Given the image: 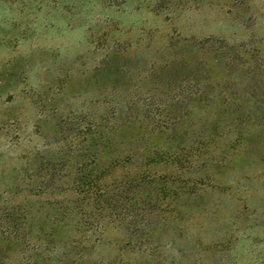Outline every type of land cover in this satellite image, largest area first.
Masks as SVG:
<instances>
[{
    "label": "rangeland",
    "instance_id": "obj_1",
    "mask_svg": "<svg viewBox=\"0 0 264 264\" xmlns=\"http://www.w3.org/2000/svg\"><path fill=\"white\" fill-rule=\"evenodd\" d=\"M215 57L233 61V69ZM173 61V71L188 72L171 93L210 75L202 84L217 85L198 94L214 93L218 102L190 117L194 147L210 138L192 163L155 167L172 173L182 193L176 218L156 236L177 242L165 250L178 260L264 264V0H0V264H48L31 247L54 197L35 188L44 181L38 167L57 160L54 172L64 175L61 155L78 145L77 127L115 102L127 111V102L139 99L134 111L142 115L145 100L155 113L169 96L161 70ZM247 91L243 105L251 111L224 112L220 99ZM147 126L120 133L135 147ZM152 142L163 144L165 136ZM109 226L97 258L114 257V242L126 237L122 227Z\"/></svg>",
    "mask_w": 264,
    "mask_h": 264
},
{
    "label": "trees",
    "instance_id": "obj_2",
    "mask_svg": "<svg viewBox=\"0 0 264 264\" xmlns=\"http://www.w3.org/2000/svg\"><path fill=\"white\" fill-rule=\"evenodd\" d=\"M215 59L218 66L224 63L225 69H233V61H224L220 57ZM180 61H183L182 55ZM176 67V61H173L161 70L164 81H160V85L169 87V96L158 103L159 109L155 113L150 111L151 102L145 100L142 102L147 109L142 115L134 111L139 99L127 102L126 109L131 110V113L122 111L115 102L110 111L77 127L74 136L79 141L78 145L61 155V166L63 169L67 168L64 175L57 176L54 172L57 160L49 159L46 167H38V178L44 181L35 188L37 191H50L54 197L47 203V227H39L34 234L36 241L33 243L31 240L32 250L40 251L34 253V258L44 255L48 264L197 262L195 259L185 261L184 257L178 260L167 254L166 247H175L177 242L172 240L163 244L156 236L176 218L174 204H177L182 193L179 192L181 186H176V178L172 173L160 174L155 167L161 163H170L184 169L195 159L196 151L209 144L210 138L204 135L203 141L200 139L197 147H194L196 139L190 138L188 133L192 130L195 119L190 121V117L195 109H205L206 114L214 109L218 102L215 94L208 96L206 91L198 93L200 87L206 90L217 84L206 87L202 82L207 81L210 75H197L188 79L194 82V87L189 84V87H182L183 92L173 94L172 89L178 88L176 83L179 75L188 72L184 67L179 72L173 71ZM248 92L242 98L220 99V106L226 113L232 112V109L238 112L242 107L251 111L252 108L243 105ZM161 105L168 110L160 109ZM142 117L144 120L141 121ZM139 122H148V126L134 141L137 145L129 146L126 144V136L120 131ZM182 127H186V130L178 133ZM158 135L165 136V142L153 145L151 141ZM138 162L141 167L138 166L140 168L137 167L133 172L126 170L124 173H117L118 170L135 166ZM112 223L122 227L126 231V237L123 241L114 242V257L97 258L95 251L106 243V240L103 241L104 234ZM41 241L46 242V245H42ZM215 247L208 249H216Z\"/></svg>",
    "mask_w": 264,
    "mask_h": 264
}]
</instances>
